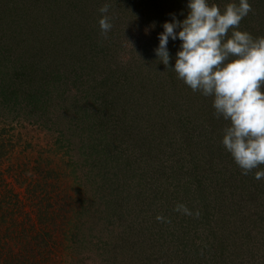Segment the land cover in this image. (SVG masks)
I'll use <instances>...</instances> for the list:
<instances>
[{
  "label": "rangeland",
  "instance_id": "rangeland-1",
  "mask_svg": "<svg viewBox=\"0 0 264 264\" xmlns=\"http://www.w3.org/2000/svg\"><path fill=\"white\" fill-rule=\"evenodd\" d=\"M94 1L92 4L100 9L99 0ZM68 2L71 0H60L59 8L53 9V0H0V91L5 85L2 73L8 74L9 68L26 73L17 87L21 94L16 102L6 103L8 91L0 94V178L5 179L0 194L11 188L12 196L17 195L22 201L23 212L29 213L36 224L34 206L48 209L45 201L40 202L43 184L49 183L46 199H53L60 191L63 193L58 202L68 197L62 201L72 204L74 215L69 231L66 229V239H59L58 264H162L157 249L153 251L146 242V224L133 213L144 210L140 209L142 198L154 195L157 175L165 164L161 159L167 156L147 154L142 136L152 133L157 143L164 142L171 152L197 144L194 152L198 157L206 155L203 159L212 165L206 167V175L213 170L222 177H247V181H253L257 180L255 172L264 170V165L242 174L221 142L228 121L217 118L212 97L194 92L180 80L170 86L168 80L160 78L165 83L161 85L153 77V89L159 87L157 92L149 99L144 95L141 99L143 106L147 102L151 109L138 110L133 107L135 103H125L127 96H113L105 89V65L104 69H94V60L108 61L112 50L118 51L116 58L123 65L125 54L135 49L142 64L150 60L151 47L158 45L163 23L170 21L172 14L183 20L187 0L186 5L184 0H125L126 8L110 5L106 15L113 27L106 36L99 26L95 29L94 21L102 16H94L96 8L88 5L90 9L83 10L81 17H74L76 11L68 7ZM209 2L223 9L233 0ZM249 3L252 11L242 20L241 31L249 24L259 32L264 29V0ZM111 12L121 13L125 20L114 23ZM117 29L119 38L111 41ZM248 33L254 38L258 34ZM180 43L170 39L168 44L174 53L173 67ZM10 80L14 78L10 76ZM172 113H176V118H172ZM167 118L174 125L160 126ZM182 118L188 119L185 125L193 122V126H183ZM190 137L202 143L190 144ZM1 151L5 152L3 156ZM107 173L111 180L116 174L118 181H108ZM255 184L261 189L257 181ZM100 185L104 191L94 193ZM28 186L34 187L30 188L31 196ZM140 194L143 197H138ZM261 197L251 196L248 205L239 209L241 213L253 219L263 217ZM138 203L137 210L133 209ZM202 203L196 202L189 210L192 214L198 212L200 220H207L215 205L206 204L205 208ZM21 221L19 217L18 222ZM250 232L254 238L250 242L263 249L264 225ZM211 234V229L206 228L200 236L211 239ZM185 262L204 263L198 259Z\"/></svg>",
  "mask_w": 264,
  "mask_h": 264
},
{
  "label": "trees",
  "instance_id": "trees-1",
  "mask_svg": "<svg viewBox=\"0 0 264 264\" xmlns=\"http://www.w3.org/2000/svg\"><path fill=\"white\" fill-rule=\"evenodd\" d=\"M53 1L55 2L52 6L53 9H58L59 7L57 6L60 0ZM92 3H95V1L71 0L68 7L76 11L74 17H81L80 14L84 13L83 10L90 9L88 7L90 5L91 8L97 9L98 12H93L96 17L100 13L99 8L97 4ZM99 3L102 7L107 4L109 8L110 5H119L124 8L127 6L125 0H108V2L99 0ZM184 4L186 5V0H184ZM120 14L112 13L114 23L125 20ZM98 21H94L95 29L99 26ZM242 23L243 21L240 23L239 30H241ZM256 29L255 27H250L248 24L242 30L258 33L255 37L264 35V29H259L257 30L259 32H255ZM118 31L120 30H116L115 37L111 36V41L118 40ZM157 46L154 44L151 47L152 57L144 64L140 62L139 52H135L136 49L134 52L125 54L126 58L124 61L126 65L119 63L118 58H116L118 51L113 50L110 51V55L107 57L108 61L98 63L97 59L94 60L93 63L96 66L94 69H104V65L107 69L108 80H106L107 85L105 89L109 90L113 96L119 94L127 96V102L125 103H135L133 107L138 110L142 109V107L145 110L151 109L147 105V102L143 106L144 102H141V99L143 95L149 99L157 92L159 87L156 86L153 89L155 82L152 80L153 77L161 85L165 83L163 81L160 82V78L168 80L170 86H173L174 83L176 86V82L179 80L183 82L169 69L173 67L174 53L172 49L168 45L172 59L169 66L166 67L163 63H160L155 55L154 49ZM27 71L30 70L28 69ZM7 73H2L5 85L2 87L0 94H5L8 91L7 97H4V100L8 104V101L16 102V97L21 94L17 87L21 86V79L26 76V73L24 70L14 68H9ZM10 76L14 80H10ZM133 112L135 110L131 111V113ZM176 113H172L174 114L172 115L173 119L176 118ZM181 121L184 126L188 122V119L182 118ZM165 122H161L160 126L174 125L172 121H168V118ZM192 124L193 122L185 126H193ZM150 126L155 125L151 124ZM140 140H142L143 146L147 149V154L154 153L157 155L161 153V155L167 156V159L160 158L165 164L162 165L157 175L159 180L155 182L157 188L156 191H153L154 195L150 199L142 198L143 202L140 209L144 207V210H137L139 203L133 208L137 210L133 213L134 215L136 214L137 219L139 217L143 225L146 224L144 227V234L147 238L146 242L152 246L153 251L157 249L161 263L186 264L185 260L198 259L204 262L203 264H262L261 262L264 261V248H258L257 244L250 242L254 239L251 237L250 231L261 228L264 225V216H258L257 219H253L252 216L248 217L247 215L245 217L239 209L248 205L247 202L251 196L257 198L262 196L261 199H264V187L262 186L264 180L247 181V177H226V175L222 177L221 173L213 172V170L209 171L206 175V167L212 168V165H209L208 161L203 159L206 155L198 157L197 152H194L197 149L194 148L197 144L194 146L188 144L185 147L180 146L177 150L175 149L176 151L171 152V147H167L164 142L161 145L158 144V140L153 137L152 133L149 136H142ZM190 141V144H195L192 141L198 142V140L192 137H190ZM199 143L201 144L202 142L199 141ZM203 145L207 146L206 144ZM1 148L3 150L4 147L2 146ZM3 153L5 154V152ZM3 153L1 151L2 156L4 155ZM124 170L129 171L127 169ZM106 175L108 181H118L116 174L113 175V180L108 177V173ZM233 177L234 179H231ZM4 181L5 179L0 178V188ZM255 181L258 182V186L261 189L255 188ZM48 184H43L42 187H45V190L43 200H40V202L45 201L47 203L48 209L34 206L35 212H32L34 213L32 215H35V219L38 222L37 224L30 218L29 213L23 212L22 201L17 195L12 196L11 188L0 194L1 264L60 263V260H57V258H60L58 253L60 254L61 252V248L59 249L58 247L59 239L62 236H65L66 239V229L69 231L68 227H70V220L73 218L74 211L70 202L63 204L62 200L68 198L65 197L66 193L65 198L58 202V199L62 196L60 195L63 193L62 191L56 194L53 199H46L50 191H46L49 187ZM30 188L34 190V187L28 186L27 192L29 196H31ZM95 191H104V189L100 185L99 188L94 190V193ZM138 197H143V194L138 195ZM198 201L203 202L201 205L205 208H207L206 204L215 205V210L212 213H208L207 220H200L199 214L197 215L198 212L186 215L183 212L176 211L178 204H183L190 209ZM261 214H264V210ZM158 216L164 217V220H158ZM19 217L22 218L21 222H18ZM7 218H9L8 221ZM25 219H28V221L23 223ZM246 223L250 224L245 226ZM24 225H28L29 227L25 228ZM19 228L20 230H18ZM206 228L212 231L211 239L208 237L203 239L200 236V233ZM235 250L239 251L240 254H236Z\"/></svg>",
  "mask_w": 264,
  "mask_h": 264
},
{
  "label": "clouds",
  "instance_id": "clouds-1",
  "mask_svg": "<svg viewBox=\"0 0 264 264\" xmlns=\"http://www.w3.org/2000/svg\"><path fill=\"white\" fill-rule=\"evenodd\" d=\"M186 7L183 20L172 14L163 23L155 55L168 67L169 40L181 42L169 69L194 92L213 98L215 115L228 121L221 142L247 175L264 165V36L239 30L252 11L249 0H233L223 9L209 0H187ZM108 11L107 4L99 9L105 36L113 27ZM255 179H264V170L256 171ZM176 211L192 215L183 204Z\"/></svg>",
  "mask_w": 264,
  "mask_h": 264
}]
</instances>
